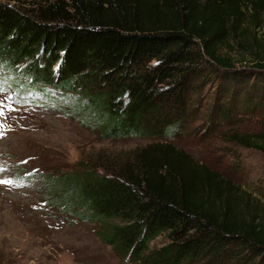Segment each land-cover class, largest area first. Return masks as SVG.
I'll use <instances>...</instances> for the list:
<instances>
[{
    "label": "trees",
    "instance_id": "1",
    "mask_svg": "<svg viewBox=\"0 0 264 264\" xmlns=\"http://www.w3.org/2000/svg\"><path fill=\"white\" fill-rule=\"evenodd\" d=\"M19 1L0 0V75L73 99L105 138L171 140L191 94L215 79L224 115L237 100L264 108V41L239 44L254 72L222 54L246 21L261 26L264 0ZM261 138L231 140L264 154ZM133 158L118 171L47 177L54 204L99 222L131 264H264V211L241 204L234 184L168 143ZM160 235L166 243L151 248Z\"/></svg>",
    "mask_w": 264,
    "mask_h": 264
},
{
    "label": "rangeland",
    "instance_id": "2",
    "mask_svg": "<svg viewBox=\"0 0 264 264\" xmlns=\"http://www.w3.org/2000/svg\"><path fill=\"white\" fill-rule=\"evenodd\" d=\"M32 1L19 2L28 8ZM261 23L255 28L246 21L247 34L237 32L222 50L237 70L256 71L239 44L254 36L264 41V15ZM23 85L0 75V181H5L0 183V264H131L102 241L99 222L82 220L54 204L47 177L118 171L134 164L139 149L156 143L182 150L234 184L241 204L264 211V154L231 140L234 135L261 136L264 143V108L237 100L233 112L224 115L213 105L219 101L217 79L191 94L171 140L105 138L81 118L73 99L46 98L25 81ZM180 117L181 111L172 122ZM165 243L160 235L150 247Z\"/></svg>",
    "mask_w": 264,
    "mask_h": 264
},
{
    "label": "snow or ice",
    "instance_id": "3",
    "mask_svg": "<svg viewBox=\"0 0 264 264\" xmlns=\"http://www.w3.org/2000/svg\"><path fill=\"white\" fill-rule=\"evenodd\" d=\"M0 183H5V181H0ZM10 183V182H9Z\"/></svg>",
    "mask_w": 264,
    "mask_h": 264
}]
</instances>
